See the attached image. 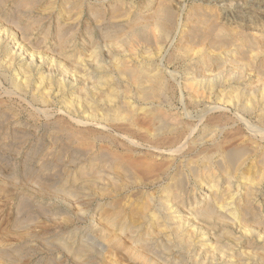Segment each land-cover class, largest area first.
<instances>
[{"label":"rangeland","instance_id":"rangeland-1","mask_svg":"<svg viewBox=\"0 0 264 264\" xmlns=\"http://www.w3.org/2000/svg\"><path fill=\"white\" fill-rule=\"evenodd\" d=\"M21 1L24 0H8V1L0 0V8H1L0 10V38H1L0 46L1 47L0 48L7 47L4 48V50L0 49L1 52L0 62L3 61L0 66H3L9 60L8 59L9 57L7 58L6 54L8 55L9 53L8 56H11L10 60L4 65V67H0L2 68L0 69V108L3 107L2 109H0L1 110L0 112H3L4 110V112L1 113L0 115L2 116V118L0 117V122H1L0 124L3 127V128L0 127L1 129L0 185L2 183L3 177L10 178V176L16 174L15 175L16 178L21 177L20 179H23L22 177L28 175V173L30 172L29 175L35 174L34 179L38 180V184H39L38 186L40 187H48V184L50 186H53V184L56 185V183L59 184L60 182H64V180L65 182H67L68 180V182L70 181V183L73 184H77V183L80 185L84 183H85L84 185L88 184L90 186L89 188L93 190L90 191V189L86 187L85 188L86 191H84L85 193L82 194L81 199H79L80 201L77 200V202L75 201L73 202L72 200L68 201L64 199H57V200H54V198L50 199V195L48 196V194H46L45 192L46 190L43 191L45 192L43 195L42 193L38 195V198L35 197L37 194H32V192L31 193L29 192L30 194L27 197L25 195L20 196L18 195L20 193V190L18 189L12 190V188L10 195L9 194L4 195L2 192H0V206H1L0 207V264H113L112 262L110 263L109 259L105 260L103 258V252L105 247L101 240V230H100L101 228L97 225V222H95L94 224L93 220H95L96 217L99 216L100 211H103V208L106 209L107 207H109V209H111V207L116 206L117 203L118 205L120 204L121 201H118L117 194L115 193L118 190L117 187H121L120 189H122L127 184L129 185L133 182L131 180H128V177L126 176L127 175L126 172L124 171L125 172L124 173L121 168L115 169L117 167L116 165L118 163L125 164L126 162V166H127L130 163L136 162V160L137 162H140L139 160H141V162H143L144 164V162H146L147 160L148 163H155L156 166L157 165L160 166L161 164L169 163L170 160L168 161V159H170L169 156L171 154L178 155V153L179 154L182 153L180 154V156L179 155L177 156L180 158V159L178 158L179 159L178 165H180L181 163L182 165H184L185 163L184 166L188 165V161L186 160L194 159L195 156L191 155L190 156L191 158L186 157L184 159L183 154L186 151L185 149H187L186 145L188 144V142L190 143L191 141H193V139L198 138V133H199L198 131H200V127H202L201 125L204 124L205 121H208L210 118H212V116L213 118H217L216 116L218 117L220 116L224 118V116L226 115L225 119H229V124L226 126L224 125V127H222L223 125L218 127L217 130L214 131L215 132L214 135L213 133H211L212 136L210 135V137L209 136L205 137L207 143L204 140L203 143L205 144L203 145L201 144L199 146L198 150L200 152L201 151L203 152H201L200 158L199 156H197L196 159L201 160V156L203 158L204 157L203 155H206L208 151H211L210 148L212 149L213 147L211 144L214 145V143L219 141L218 139L221 138L220 141H222L223 139H225V137L233 134H237L238 135L237 137H241V136H246V137L243 138L241 137L242 139H240L239 141L235 140L234 142L228 144V146L227 144H225L226 146H224V149L227 150L228 152L231 151L236 152L235 150L238 149L243 150L244 144L241 142V140H246L247 136L254 137V140L258 141L261 144V148H263V152H264V138H263L264 123H261V121L258 118H256L255 114L252 117V115H248L241 112L239 108L235 109L230 107L227 103V101L235 97V94L236 96L238 95L242 101H246V99H249V97L251 96L253 90L256 91L258 97L259 96L262 97V95L264 96V92H263L264 91V0H254L255 2L253 0H167L166 2L168 3L167 5L168 6L170 5L169 7L172 9L173 13H175L174 24H173L174 27H172V29L168 32L169 34L162 33L161 35L158 33L160 31L157 32L158 29L155 27L154 18L155 15H157L161 11L162 3L163 1L165 3L166 0H84L82 1L83 7L86 6L85 7L86 9L83 8V11L80 13L74 10L72 11L71 7H70L71 9H69L68 7L69 4L68 6H66L67 3L71 0H67V1L65 0L66 3L64 2V0H41L42 3L39 2L40 0H37L35 1L36 4L34 3L29 5L27 3L24 4V6L23 5L20 6ZM52 5L54 6L56 5V6L53 8ZM60 5L66 7V10L67 8L69 9L68 11L65 12H70V11L72 12L70 13L64 12L63 14L61 13V11L58 12ZM27 9L28 11L29 10L30 11L28 12ZM23 11H25V13ZM72 13L74 14V16H72L73 15ZM111 13H113V15ZM61 14L64 15L65 17L62 16ZM79 14L81 16V17L79 16L80 18L78 17ZM194 14L195 16L193 17ZM99 19H101L102 21H100ZM205 22L208 24H206ZM196 26H198L199 28L201 27V29H203L204 31L212 30L216 34L219 32L217 38L222 37L224 39L226 38L227 40L229 38L228 41L230 42L229 46L231 48L228 46L227 48L224 49L223 46L222 47L215 46L213 43H209V41L200 39L199 37L196 36L195 39H193L192 41L195 43V44L193 43L192 45V47L195 45L193 47L192 55L187 54L189 57L187 56L186 58V53L183 51L182 48L184 46H187L186 45L187 42L185 43V41L188 40L187 37L190 34V31L193 32L195 29H198V27L196 28ZM213 27L215 29H212ZM137 31L143 34L144 37L149 36L146 40H143V42L144 41L146 42L144 43L139 42L140 44L139 43L137 44L136 42L137 40L135 41L136 43H134V40L132 41L133 38L132 36ZM66 35L67 36L70 35V37L73 39L70 38L69 40H67V38L69 37L65 39ZM62 41L63 43H65V45L62 43ZM126 41L129 43H127ZM147 42H149V44ZM15 43L17 44V46L19 45L24 46L23 47L24 51L21 50L22 48L21 46H19L20 48L19 47L17 48ZM97 44H98V48H97ZM66 45L70 47L67 46L68 48L67 47L65 48ZM253 45L255 48L253 47ZM212 46L214 49L212 48ZM99 47L101 50H99ZM135 47H137L136 50ZM15 48H17L18 51ZM27 49L29 50V52ZM97 50H99V52L101 51L102 53H97ZM198 51H200L201 54H199ZM18 52H20L21 54L20 53L18 54ZM23 52L26 55H23L24 54ZM150 52L153 54H151ZM196 52L198 54L197 55L195 54L194 56L193 54ZM32 53L34 54L32 55ZM99 54L102 57H104V59H101V56H99ZM14 56L16 57L17 60L14 59L15 58ZM141 56L143 57L141 58ZM245 57H247V59ZM242 58H245L243 59L245 62L242 60ZM12 59H14L15 61L14 60L13 61L16 63L11 61ZM99 59H101L102 61L100 62ZM81 60H85V61L82 62ZM10 61L13 62L11 63L12 65H15L13 66L14 68L10 66ZM77 61L78 63L80 62L79 64L84 63L87 65L84 64L78 65L76 64ZM139 61L142 63H140ZM146 61L147 62L149 61L148 65H145L147 63ZM248 61L249 63L251 62L250 65H247ZM30 62L31 64H29ZM124 62L127 64H125ZM22 63L23 64L26 63L27 65L24 64L25 65L24 67ZM74 63L75 66H72L74 65ZM104 63L107 64L105 65ZM98 64L101 66H99ZM121 64H124V66L128 65L126 66L128 69L139 67V65H141V67L147 66L150 75H158L157 73H159L162 76H164L163 83L164 82L165 83L162 84V90H161L162 92L158 95L159 97L156 96L155 99H152L150 101L151 103L153 102L152 104L149 101H145L147 103H145L144 101H140V99L137 97L138 95L136 94V89H134L135 87L129 84L128 76L125 75V73H123L122 76V74L120 73L119 70ZM6 65L7 67L8 66L9 67L7 68ZM77 65L81 67H78ZM107 65L108 66L111 65V66L108 67ZM116 65L118 70L116 68ZM94 66H96L97 68L102 67L103 69H105L108 72V75L106 77H110L112 75L111 77L113 79L116 78L120 80L119 86L123 87L122 90V88L118 86L117 84L118 81L116 79L113 80L111 77L110 79L103 77L102 80L104 79L105 84H103L104 86L102 85V88L103 87L105 88L106 86L105 89L103 88V90H105L107 93L106 96L108 95V93L112 91L111 89H113V91L115 90L114 92H116V88H118V90L121 89L122 92L120 90L119 92L123 93L124 96L126 95L125 98L131 100L130 101L127 99V101L128 102L130 101L131 103L133 102L132 104L134 106L137 105H138L137 107L143 106L142 108H146V107L148 108V106L149 107L156 106L158 108V106L161 105L162 108H158V109L162 110V112L169 114L171 118H173L174 116L175 119L178 120L180 119L188 126L190 125L191 128L194 127L192 128L193 129L192 135L190 134V136H188L187 139L183 141L184 144L182 142L180 145L177 146L178 149L179 147L182 148L185 145L184 148H182V150L179 151L178 153H172L170 150L157 151L151 149V147H148L147 145L144 144L143 145L145 147L141 146L142 143L139 142L140 143L139 145V143H137L138 142L137 140L127 139L122 133H120L119 129L114 124H110L106 122L107 120L101 117L103 116L102 111H100L99 113L101 114L98 115L99 122L98 119L97 121L93 122L94 120L90 118L91 117V115L89 114L90 112H87L86 114L79 112V114L76 113V116L74 115V113L69 114L68 110H70L71 108L70 103L72 101L74 103L75 102L77 103L78 100L80 101L79 97L83 94L82 92H85V90L89 89L93 92L95 91V93L97 92L96 99L99 100L98 92L100 93V91L97 88L95 89V87L99 88L100 85L95 84V81L98 79L97 78L98 75L100 77L101 72H99L100 70H97V68ZM111 67H113V70ZM77 68L79 69V73L78 71L74 73L75 69L78 70ZM114 68L116 69L114 70ZM32 69L35 71H33ZM81 69H83L84 73H82ZM11 70L13 73L11 72ZM62 71L65 72H63L62 74ZM39 72L41 75L37 74ZM29 73H30L29 77L32 80H33L32 76L35 75L33 81L34 84L37 80H39L40 77L41 80L42 78L47 79V83L45 81L47 85L43 83L41 86L43 89L49 88L50 83L51 84L55 83L52 88L53 90H51V92L55 90L54 92L51 93L52 96L50 98L51 104L49 105L51 108L45 105L42 101H38L37 102L38 105H37V103L33 99L30 100L31 98H33L31 96H33L35 91L32 92L30 90L28 94L19 95L20 93L16 91L15 87H13L14 82L16 80L15 77L16 78L18 77V80L19 78L23 80L22 78L25 75L28 76ZM42 74L43 75L45 74L47 76L44 75L43 77ZM51 74L53 75V77H51L52 76ZM196 74H198L197 77ZM48 76H50L51 78ZM63 76L67 78L65 79V77ZM92 76L94 78L96 76V78L93 79ZM78 77L80 79H78ZM57 79H59V81ZM86 79L89 80V83L88 80ZM41 80L37 81L38 83L36 82V85H40ZM48 80L50 81V83ZM51 80L53 81L51 82ZM108 81L110 84L108 83ZM208 81H211V83ZM9 82L12 83L13 86ZM58 82L59 84L62 82L61 84H63L64 89L61 88L60 86L58 89V86H56V83L58 85ZM213 82L215 85L213 84ZM89 85H91V87L93 86L92 89L90 88ZM190 85L194 87H196L197 85L196 89L200 91L197 92L196 94L191 92L190 89H188ZM209 85L211 87L213 86L214 89H212ZM128 86L129 89L127 90ZM85 87L87 89L84 90ZM65 89L67 92L65 91ZM196 89L194 91H197ZM14 90L15 92H13ZM77 92L80 94H78ZM236 92L239 93L237 94ZM246 92L249 93L247 94ZM260 92L263 94L261 95ZM68 93L70 94L68 95ZM12 94H14L13 95L14 97L12 96ZM192 95L195 96L197 95V96L195 97ZM61 96L63 97V99ZM189 96L192 98H190ZM11 97L12 99H10ZM18 98L20 100H18ZM66 99L70 101V103L69 102L67 103ZM115 99L116 98H112L111 103L106 101L105 106L104 105L103 106L106 107V105L108 104L109 106L107 105V107L109 108L107 109L113 110V108L117 106L116 104H118V98L116 100ZM192 99H194L193 104H192ZM52 100H53V104H52ZM28 101H30L31 103ZM33 101L35 104H33ZM56 101L57 103H55ZM113 102L116 104H114ZM104 103L105 102H103L102 104ZM52 105L54 107H52ZM11 106L14 107V108L12 107L11 109L12 111L10 110ZM15 110L19 111L17 112L19 113V115L20 114L22 115L21 116L17 115ZM45 111L47 112L44 113ZM32 112H34L33 119L34 120L36 119L34 122L33 120H31V118L33 117L31 116ZM15 114L17 116L16 118L14 117ZM170 114L173 115L171 116ZM209 114L211 115V117L209 116ZM46 115L48 118L46 117ZM73 115L75 117H72ZM82 115H84V117ZM30 116L31 118H29ZM79 116L82 117V119ZM100 117L104 121H102ZM206 117L207 118L210 117V118L206 119ZM86 118L88 119V121ZM3 121L5 123H2ZM193 124L195 125L192 126ZM55 127H57V129ZM63 127L65 129H63ZM227 127H229L230 129ZM82 131L87 132V133L83 132L85 133L84 134L85 136H83ZM94 131H97L96 132L97 134L94 133ZM58 132L59 135L57 134L58 135L57 136L56 133ZM90 132L93 133V136H91L92 133ZM88 134L90 135V139L88 138ZM216 134H218L219 136L218 135L215 136ZM249 134L252 135L249 136ZM54 135L57 137L55 138ZM102 135L105 136V139L104 136ZM99 136L100 137L102 136L103 138L101 137L99 139ZM108 136H110V138ZM117 136H119L120 138ZM192 136H194V138ZM84 137L87 138L84 139ZM92 137L93 140H95L98 143H96L95 141H94L95 143L92 142L93 141ZM111 137H113L112 139L115 140H111ZM96 138L98 139L96 140ZM212 138H215L216 140L214 143L212 141ZM260 138H262L263 140ZM106 139L108 141V142L106 141L108 144L105 143ZM116 139H119V141ZM85 141H87V143ZM124 143L128 145L126 146L124 145ZM136 143L138 145H136ZM88 144L91 146H89ZM106 144L107 145L111 144L110 145L111 147L107 146ZM116 144L117 145L119 144V146H117ZM130 144H132L131 145L132 147H136L140 151V152L138 151V153L137 152L134 153V156H136L137 154V156L134 158L135 160H132L133 156L131 155H128L130 157L127 159L126 147L130 146ZM66 145L70 148L66 147ZM73 145L76 146L77 148L74 147ZM120 145L121 147H123L124 145L123 148L125 149L121 148ZM253 147L256 146L254 145ZM136 148H134V150ZM204 150H206L205 153ZM123 152H125V154ZM150 152L151 154H153V156L160 155V152L161 153L165 152L167 154H165L164 157H167L168 159L167 158L164 159V157H157V158L155 157L156 159L154 157L153 158L150 156L148 157L147 155L148 154L150 155ZM115 158H117V160ZM214 158H215L214 160L216 161L214 162L217 165L221 164L222 161L220 160V157L218 155H215ZM129 159L131 161H129ZM262 159H263V155L256 158L255 161L257 160L260 161ZM127 160L129 161V163L127 162ZM184 160L185 162H183ZM148 163L145 164L146 165L145 167H148L147 166ZM186 169L189 171L188 167ZM186 169L183 168L185 174L188 175V171ZM144 170H145V174L143 171L139 176L140 181L143 178L149 179L150 175L151 178L153 176H156L158 174L157 171H159V168L156 167V169L153 171L152 169L151 171L146 169ZM6 172L9 173L6 174ZM146 176L148 178H146ZM207 177H205L203 180L206 182L203 185H200L201 183H197L194 180V177L190 175L187 178V181L190 179L189 183L187 182L189 186L187 184L186 186L188 187L187 189L189 190V194H191V198H189L188 201L186 202L187 204H185V208L183 210L185 213L183 215H179L175 213V208L172 210V212L175 213L173 215V218L183 217L182 222L187 220L192 221L190 225L188 224L185 225L184 234L187 239H189L190 236H193V233L196 232V235H194L193 238L194 240L197 238L194 243L195 249L193 250L194 251L193 254L195 255L194 263L191 264H264V180L259 181L260 175H257L256 178L257 180L255 179L256 181H254L251 185H248V183H250L249 182L250 178L249 176H247V174L245 175V177H248V181L247 179L245 180V179H236V178H231L230 180H226L224 178L218 177L222 179L220 182H216V181L212 182V179L210 177L209 178ZM91 179L92 181H90ZM39 180L41 183H39ZM3 181H5L4 178ZM47 182L49 183L47 184ZM163 182L167 183L169 181L168 179H166ZM42 183H44V185L41 186ZM93 185L95 186L94 188ZM212 186H214L213 191H216L219 194H221L224 197V199L228 200L227 203L228 204L230 203L231 205L229 206V208L226 207L224 210L223 209L220 210L221 215H223L225 218L221 220L218 219L215 220L217 223L215 222L216 224L214 226L212 225V227H210V225L204 224L203 227L205 226L204 227L205 231L204 230L198 231L197 229H194L193 223H197L199 213L200 214L203 213L206 210V206L212 201L211 200L212 194H210L211 191L210 187ZM150 191L153 192V189H150ZM1 196L3 198H1ZM6 197L7 198L9 197L10 199L9 198L7 199ZM27 199L30 200V202ZM230 200H232L233 202ZM25 201L28 203H26ZM34 201L37 202L34 203ZM38 202L40 203L41 206L42 205L43 206L47 205V206L45 208L42 206L43 207L42 208L41 206H39ZM50 203L52 206L50 205ZM234 203H236L241 207L242 206L246 207L247 205L246 209L248 210H246V212L243 213V217L249 219V221L245 225L243 223H240L241 217H237V216L235 217L234 215H231L233 213L232 211L230 212V209L234 207ZM30 206L31 207L34 206V207L31 209ZM49 209L51 210V212L52 211L53 212L51 213ZM35 211L36 212L41 211V212L36 213ZM95 215L97 216L95 217ZM67 218L71 220L70 221L71 223L69 222L70 224L67 223ZM191 225L192 227H190ZM59 232L61 234L59 235L61 236L60 238L63 239L67 238L69 232H72L74 238H71L70 241L73 243V245L77 247L79 244H82L90 248L91 251L94 253L95 260L89 261L86 259V257H76L75 255H73L72 252H69L70 253L69 254L66 249H64L63 247L61 248V244L59 243V240H57V238L55 240L56 237L55 235L59 234ZM118 258L119 257H116L115 259Z\"/></svg>","mask_w":264,"mask_h":264},{"label":"bare ground","instance_id":"bare-ground-1","mask_svg":"<svg viewBox=\"0 0 264 264\" xmlns=\"http://www.w3.org/2000/svg\"><path fill=\"white\" fill-rule=\"evenodd\" d=\"M3 1V0H2ZM8 1V0H7ZM35 1L37 0H24V1H21L20 2V6H24V4H34ZM67 1V0H66ZM84 0H71L67 3L66 6H68L69 4V9L72 8V11H77L78 13L82 12L83 11V2ZM254 1V0H253ZM41 2V0L39 1ZM65 2V0H64ZM167 0L163 1L162 3V9L161 11L155 15V27L158 29V32L160 35L162 33H168L173 26L174 24V14L172 9L167 5L168 3H166ZM169 2V1H168ZM255 2V1H254ZM38 3V2H37ZM42 3V2H41ZM39 3V4H41ZM50 3V2H49ZM62 3V2H61ZM66 3V2H65ZM259 3V2H258ZM261 3V2H260ZM36 4V3H35ZM63 4V3H62ZM5 5V4H4ZM3 5V6H4ZM46 5V4H45ZM85 5V4H84ZM256 5V4H255ZM28 6V5H27ZM32 6V5H31ZM34 6V5H33ZM56 6V5H55ZM54 5H52V7L54 8L55 7ZM254 6V5H253ZM5 7V6H4ZM29 7V6H28ZM39 7V6H38ZM71 7V8H70ZM36 8V7H35ZM118 8V7H117ZM51 9V8H50ZM67 8L66 10V7L60 5L59 7V11H61V13L63 14L65 11H68L69 10ZM86 9V8H85ZM1 10V8H0ZM35 10V9H34ZM53 10V9H52ZM51 10V11H52ZM55 10V9H54ZM118 10V9H117ZM197 10V9H196ZM200 10V9H199ZM206 10V9H205ZM245 10V9H243ZM248 10V9H247ZM22 11V9H21ZM20 11V12H21ZM28 11V9H27ZM30 11V10H29ZM28 11V12H29ZM70 11V12H72ZM98 11V10H97ZM25 13V11H23ZM50 12V11H49ZM57 12V11H55ZM70 12H65V13H70ZM95 12V11H94ZM93 12V13H94ZM112 12V11H111ZM117 12V11H116ZM195 12V11H194ZM2 13V12H1ZM27 13V12H26ZM17 14V13H16ZM28 14V13H27ZM26 14V15H27ZM42 14V13H41ZM61 14V15H62ZM73 14V13H72ZM77 14V13H76ZM96 14V13H95ZM113 15V13H111ZM119 14V13H118ZM24 15V14H23ZM68 15V14H67ZM83 15V13H82ZM111 15V16H112ZM249 15V14H248ZM14 16V15H13ZM22 16V15H21ZM64 16V15H62ZM74 16V14L72 15ZM77 16V15H76ZM80 16V14L78 15V17ZM99 16V15H98ZM195 16V14L193 15V17ZM200 16V15H199ZM65 17V16H64ZM67 17V16H66ZM69 17V16H68ZM81 17V16H80ZM79 17V18H80ZM19 18V16H18ZM78 18V20H79ZM103 18V17H102ZM207 18V17H206ZM22 19V18H21ZM61 19V17H60ZM96 19V18H95ZM116 19V18H115ZM187 19V18H186ZM194 19V18H193ZM100 21H102L101 19H99ZM30 21V20H29ZM43 21V20H42ZM76 21V20H75ZM96 21V20H95ZM110 21V20H108ZM113 21V20H112ZM208 21V20H207ZM99 22V21H98ZM206 23V22H205ZM25 24V23H24ZM97 24V22H96ZM99 24V23H98ZM152 24V23H151ZM208 24V23H206ZM21 25V24H20ZM205 25V24H204ZM42 26V25H41ZM151 26V25H150ZM203 26V25H202ZM40 27V26H39ZM138 27V26H137ZM198 26H196L197 28ZM134 28V27H133ZM132 28V29H133ZM211 28V27H210ZM142 29V28H141ZM195 29V27H194ZM208 29V28H206ZM212 29H215L214 27ZM66 30V29H65ZM147 30V29H146ZM156 30V29H155ZM229 30V29H228ZM134 31V30H133ZM148 31V30H147ZM69 32V31H68ZM223 32V31H222ZM70 33V32H69ZM72 33V32H71ZM145 33V32H144ZM219 33V32H218ZM218 33L216 34L215 32H213L212 30L209 31V30H203L201 29V27L198 29H195L193 32L190 31V34L188 35L187 37V41H185V43L187 42V46H184L182 49L183 51L186 53V58H187V54H191L192 55V52H193V39H195V37H199L200 39H203V40H206V41H209V43H213L215 46H219V47H224L227 48L229 45H230V42L225 38H222V37H219L217 38V35ZM74 34V33H73ZM99 34V33H98ZM132 34V32H131ZM169 34V33H168ZM167 34V35H168ZM184 34V33H183ZM233 34V33H232ZM64 35V34H63ZM71 35V34H70ZM67 36L65 37V39L67 37V40H69L71 37ZM122 35V34H121ZM165 35V34H164ZM186 35V33H185ZM226 35V33H225ZM72 36V35H71ZM221 36V35H220ZM75 37V36H74ZM115 37V36H114ZM132 41L134 40V43L137 42V44L139 42H143V40H146L148 37H144L143 34H141L140 32H135L132 36ZM152 37V35H151ZM159 37V36H158ZM238 37V36H236ZM44 38V37H43ZM62 38V37H61ZM64 38V36H63ZM129 38V37H128ZM167 38V37H166ZM246 38V37H245ZM1 39V38H0ZM73 39V38H71ZM127 39V38H126ZM131 39V38H130ZM139 39V40H138ZM157 39V38H156ZM159 39V38H158ZM169 39V38H168ZM183 39V38H182ZM199 39V41H200ZM64 40V39H63ZM105 40V39H104ZM128 40V39H127ZM137 40V41H136ZM198 40V39H197ZM136 41V42H135ZM246 41V40H245ZM45 42V41H44ZM65 42V41H64ZM127 42V41H126ZM146 42V41H144ZM143 42V43H144ZM236 42V41H235ZM248 42V41H247ZM246 42V43H247ZM252 42V41H251ZM63 43V41H62ZM61 43V44H62ZM118 43V42H117ZM129 43V42H127ZM149 44V42H147ZM184 43V44H185ZM16 44V43H15ZM20 44V43H19ZM65 45V43H63ZM62 44V45H63ZM74 44V43H73ZM102 44V43H100ZM126 44V43H125ZM140 44V43H139ZM155 44H156V41H155ZM195 44V43H194ZM205 44V43H204ZM217 44V45H216ZM1 45V44H0ZM70 45V44H69ZM113 45V44H112ZM121 45V44H120ZM119 45V46H120ZM130 45V44H129ZM136 45V44H135ZM147 45V44H146ZM151 45V44H150ZM159 45V44H158ZM210 45V44H209ZM213 45V46H214ZM232 45V44H231ZM239 45V44H238ZM17 46V44H16ZM21 46V45H19ZM17 46V48L19 47ZM68 45L65 46V48L67 47ZM140 46V45H139ZM164 46V45H163ZM212 46V48H213ZM245 46V45H244ZM249 46V45H248ZM1 47V46H0ZM4 47V46H2ZM21 50L24 51L23 47L24 46H21ZM58 47V46H57ZM70 47V46H68ZM67 47V48H68ZM87 47V46H86ZM101 47V46H100ZM99 47V50H101ZM217 47V48H219ZM230 47V46H229ZM247 47V45H246ZM254 47V45H253ZM258 47V46H257ZM4 48H7V47H4ZM4 48H0L1 50ZM15 48V49H17ZM20 48V47H19ZM76 48V47H75ZM97 48H98V44H97ZM102 48V47H101ZM116 48V47H115ZM134 48V47H133ZM137 47H135V50H136ZM159 48V47H158ZM157 48V49H158ZM204 48V47H203ZM231 48V47H230ZM255 48V47H254ZM263 48V47H262ZM9 49V48H8ZM74 49V48H73ZM125 49V48H124ZM139 49V48H138ZM156 49V50H157ZM160 49V48H159ZM196 49V47H195ZM207 49V48H206ZM214 49V48H213ZM245 49V48H244ZM253 49V48H252ZM10 50V49H9ZM28 50V49H27ZM67 50V49H65ZM63 50V51H65ZM99 50H97V53H102L101 51L99 52ZM120 50V49H119ZM132 50V49H131ZM162 50V49H161ZM209 50V49H208ZM211 50V49H210ZM219 50V49H218ZM18 51V49H17ZM26 51V50H25ZM77 51V50H76ZM82 51V50H81ZM128 51V50H127ZM140 51V50H139ZM158 51V50H157ZM181 51V50H180ZM204 51V50H203ZM226 51V50H225ZM247 51V50H246ZM253 51V50H252ZM3 52V51H2ZM16 52V51H15ZM29 52V50H28ZM67 52V51H65ZM72 52V51H71ZM118 52V51H117ZM156 52V51H155ZM1 53V52H0ZM5 53V52H4ZM13 53V52H12ZM20 52H18L19 54ZM24 53V52H23ZM59 53V52H58ZM70 53V52H68ZM84 53V52H83ZM93 53V52H92ZM151 53V52H150ZM199 54L200 51H198ZM197 52L194 53L193 55L195 56V54L197 55L198 54ZM222 53V52H221ZM21 54V53H20ZM34 53H32L33 55ZM73 54V53H71ZM109 54V53H108ZM129 54V53H128ZM127 54V55H128ZM137 54V53H136ZM153 54V53H151ZM157 54V53H156ZM181 54V53H180ZM246 54V53H244ZM257 54V53H256ZM3 55V54H2ZM5 55V54H4ZM9 55V53H8ZM7 56V58L10 60V57L11 56ZM17 55V54H16ZM23 55H26L25 53ZM68 55V54H67ZM70 55V54H69ZM93 55V54H92ZM184 55V54H183ZM22 56V55H21ZM66 56V55H65ZM86 56V55H85ZM99 56H101L99 54ZM176 56V55H175ZM193 56V57H194ZM255 56V55H254ZM12 57H13V54H12ZM15 57V56H14ZM23 57V56H22ZM35 57V55H34ZM90 57V56H89ZM95 57V56H94ZM130 57V56H129ZM136 57V56H135ZM143 56H141L142 58ZM145 57V56H144ZM152 57V56H151ZM150 57V59H151ZM154 57V56H153ZM184 57V56H182ZM189 57V56H188ZM212 57V56H210ZM230 57V56H229ZM256 57V56H255ZM5 58V56H4ZM6 58V59H7ZM72 58V57H71ZM82 58V57H81ZM80 58V59H81ZM106 58V57H105ZM115 58V57H114ZM122 58V57H121ZM149 58V57H148ZM247 59V57H245ZM245 58H242L245 59ZM5 59V60H6ZM16 59V57L14 58ZM14 59H12L11 61H13ZM97 59V58H96ZM101 59H104V57L101 56ZM99 59V61L101 62L102 60ZM144 59V58H143ZM149 59V60H150ZM168 59V58H167ZM174 59V58H173ZM8 60V61H9ZM17 60V59H16ZM32 60V59H31ZM35 60V59H34ZM117 60V59H116ZM115 60V61H116ZM131 60V59H130ZM141 60V59H140ZM181 60V59H180ZM203 60V58H202ZM214 60V59H213ZM226 60V59H225ZM250 60V59H249ZM7 61V60H6ZM7 61V62H8ZM10 61V66L13 67L15 65H12ZM19 61V60H18ZM33 61V60H32ZM31 61V62H32ZM70 61V60H69ZM68 61V62H69ZM80 61V60H79ZM82 62H84L85 60H81ZM91 61V60H90ZM98 61V60H97ZM125 61V60H124ZM128 61V60H127ZM133 61V60H132ZM244 61V60H243ZM251 61V60H250ZM3 62V61H2ZM2 62H0V65L2 64ZM6 62V63H7ZM23 62V61H22ZM31 62L29 64H31ZM34 62V61H33ZM32 62V63H33ZM81 62V63H82ZM140 62V61H139ZM147 62V61H146ZM149 62V61H148ZM148 62L145 64V65H148ZM173 62V61H172ZM205 62V61H204ZM235 62V61H234ZM245 62V61H244ZM5 63V64H6ZM16 63V62H14ZM21 63V62H19ZM27 63V62H26ZM24 63V64H26ZM40 63V62H39ZM42 63V62H41ZM80 63V62H79ZM78 61L76 64L78 65H82V64H79ZM121 63V62H120ZM119 63V64H120ZM125 63V62H124ZM132 63V62H130ZM142 63V62H140ZM171 63V62H170ZM249 63V61H248ZM247 65H250V63ZM255 63V62H254ZM4 64V65H5ZM22 63V65L25 67ZM28 64V63H27ZM26 64V65H27ZM72 64V63H71ZM100 64V63H99ZM98 64V65H99ZM105 64V63H104ZM107 64V63H106ZM105 64V65H106ZM110 64V63H109ZM116 64V62H115ZM127 64V63H125ZM150 64V63H149ZM245 64V63H244ZM3 66H0V67H4ZM8 65V64H7ZM6 65V67H7ZM20 65V64H19ZM77 65V66H78ZM84 65H87V64H84ZM112 65V64H111ZM109 65V66H111ZM144 65V64H143ZM253 65V64H252ZM58 66V65H57ZM61 66V65H60ZM72 66H75V63L74 65ZM71 66V67H72ZM101 66V65H99ZM102 66H103V63H102ZM108 66V65H107ZM108 66V67H109ZM128 66V65H126ZM126 66H124V64H121L120 66V73L122 74L123 76V73H125V75L128 76V80H129V84H131L133 87H135L134 89H136V94L138 95L137 97L140 99V101H151L152 99H155L156 96H158L162 91V84L163 83V77L161 74L157 73L158 75H150L149 73V69L147 68V66H142L139 65V67H135L133 69H128ZM136 66V65H135ZM138 66V65H137ZM256 66V65H255ZM9 67V66H8ZM7 67V68H8ZM21 67V66H20ZM66 67V66H64ZM78 67H81V66H78ZM96 67V66H94ZM93 67V68H94ZM115 67V66H113ZM113 67L112 70H113ZM130 67V66H129ZM133 67V66H132ZM157 67V66H156ZM14 68V67H13ZM16 68V67H15ZM23 68V67H22ZM62 68V67H60ZM70 68V67H69ZM76 68V67H75ZM83 68V67H82ZM97 68V67H96ZM116 68H117V65H116ZM114 68V70L116 69ZM188 68V67H187ZM245 68V67H244ZM2 69V68H0ZM18 69V68H17ZM24 69V68H23ZM71 69V68H70ZM78 69V68H77ZM201 69V68H200ZM249 69V68H248ZM6 70V68H5ZM3 70V71H5ZM14 70V69H13ZM20 70V69H19ZM18 70V71H19ZM30 70V68H29ZM28 70V71H29ZM33 70V69H32ZM67 70H68V67H67ZM66 70V71H67ZM97 70H100L99 72L100 73V77L98 75V79L95 81V84L97 85H100V87H95V89L97 88L100 93L98 92L99 94V100H97L96 98V93L95 91H91V90H85L87 89L86 87L84 88L85 92H82L83 94L79 97L80 98V101L78 100V102L74 103L73 101L70 103V101H67V103L69 102L70 105H71V108L70 110H68V113L69 114H72L74 113V115L76 116V113L79 114V112L81 113H87V112H90L89 114L91 115V119L94 120L93 122L97 121V119L99 118L98 115L101 114L99 113L100 111H102V115L101 117H103L105 120H107L106 122L110 123V124H114L120 131V133H122L127 139H134V140H137L138 142L137 143H142L141 146H144V145H147L148 147H151V149H154V150H157V151H165V150H170L172 153H178L179 151L182 150V148H184V146L182 148H178L177 149V146L180 145L183 141H185L187 139L188 136H190V134L192 135V131L194 127H190V125L188 126L186 123H184L183 121H181L180 119H175L174 116L173 118H171L169 116V114L165 113V112H162V110L158 109V108H162L161 105H157L158 108L156 106H152V107H149L148 108H142V107H137V106H134L130 101L129 102L127 101V99L125 98L124 94L121 93V89H119L121 92H119L118 88H116V92L113 91V89L111 88H108V89H111L112 91L110 93H108V95L106 96V91L103 90L102 88V85L105 84L104 82V79L102 80L103 77L105 78H109L110 77H106L108 75V72L103 69L102 67L101 68H97ZM102 70V71H101ZM111 70V71H112ZM118 70V68H117ZM116 70V71H117ZM9 71V69H8ZM26 71V72H28ZM35 71V70H33ZM31 71V72H33ZM39 71V70H38ZM37 71V72H38ZM78 71L79 73V69L76 70L75 69V72L76 73ZM82 73L83 72V69H81ZM80 71V73H81ZM86 71V70H85ZM159 71V70H158ZM12 72V70H11ZM24 72V73H26ZM63 72L65 71H62V74ZM73 72V70H72ZM98 72V71H97ZM113 72V71H112ZM210 72V70H209ZM13 73V72H12ZM68 73V72H66ZM88 73V72H87ZM119 73V72H118ZM18 74V73H17ZM20 74V73H19ZM32 74V73H31ZM35 74V73H34ZM37 74H40L37 73ZM96 74H99V73H96ZM152 74V73H151ZM207 74V73H206ZM263 74V73H262ZM7 75V74H6ZM12 75V74H11ZM15 75V74H14ZM25 75V74H24ZM41 75V74H40ZM43 75V74H42ZM45 75V74H44ZM43 75V77H44ZM50 75V74H48ZM52 75V74H51ZM65 75V74H64ZM77 75V74H76ZM86 75V74H85ZM93 75V74H92ZM189 75V74H188ZM193 75V74H192ZM13 76V75H12ZM16 76V75H15ZM30 76V73L29 75H25L21 80V78H19L18 80V77L13 80H15L14 82V86L12 85V83H10L13 87H15L16 91H18L20 94L19 95H25V94H28V92L31 90L32 92H34L33 98H31L30 100H34L36 103L38 101H42L45 105H47L48 107H50L49 105L51 104L50 102V98L52 97L51 96V93L54 92L51 90H53V85L55 84H51L50 81V87L49 88H46V89H43L41 86L43 83H47V79L45 78H42V80L39 78V80H41L40 82V85H36V82L39 81L37 80L35 82V84L33 83L34 81V76H32L33 80L29 77ZM47 76V75H45ZM87 76V75H86ZM198 76V74H196V77ZM209 76V75H208ZM207 76V77H208ZM215 76V75H214ZM5 77V75H4ZM21 77V76H20ZM50 77V76H48ZM53 77V75L51 76ZM50 77V78H51ZM62 77V75H61ZM65 77V76H63ZM93 77V76H92ZM200 77V76H199ZM219 77V76H218ZM14 78V77H12ZM49 78V79H50ZM67 77H65L66 79ZM82 78V77H81ZM89 78V77H88ZM96 78V76H95ZM93 77V79H95ZM112 78V77H111ZM215 78V77H214ZM5 79V78H4ZM8 79V78H7ZM11 79V78H10ZM36 79V78H35ZM78 79H80L78 77ZM113 79V78H112ZM116 79V78H114ZM113 79V80H114ZM166 79V78H165ZM217 79V78H216ZM6 80V79H5ZM59 81V79H57ZM74 80V79H73ZM88 80V79H86ZM91 80V78H90ZM107 80V79H106ZM117 81V84L119 86V81L118 79H116ZM218 80V79H217ZM11 81V80H10ZM19 81V82H18ZM53 80H51L52 82ZM63 81V79H62ZM194 81V80H193ZM199 81V80H198ZM216 81V80H215ZM7 82V81H5ZM13 82V81H12ZM55 82V81H54ZM91 82V81H90ZM115 82V83H116ZM203 82V81H202ZM211 83V81H208ZM38 83V82H37ZM45 83V84H46ZM48 83V84H49ZM62 83V82H61ZM59 84L58 82V85L56 83V86H58V89H59V86L61 88H63V84ZM64 83V82H63ZM88 83H89V80H88ZM94 83V82H92ZM109 83V81H108ZM114 83V84H115ZM229 83V82H228ZM9 84V85H10ZM94 84V85H95ZM110 84V83H109ZM191 84V83H190ZM199 84V83H198ZM207 84V83H206ZM214 84V82H213ZM221 84V83H220ZM47 85V84H46ZM96 85V86H97ZM124 85V84H123ZM128 85V84H127ZM200 85V84H199ZM202 85V84H201ZM215 85V84H214ZM44 86V85H43ZM90 88L92 89L91 85H89ZM104 86V85H103ZM110 86V85H108ZM116 86V85H115ZM165 86V85H163ZM210 86V85H209ZM12 87V88H13ZM55 87V86H54ZM65 87V86H64ZM70 87V86H68ZM67 87V88H68ZM121 87V86H119ZM211 87V86H210ZM57 88V87H56ZM66 88V87H65ZM106 88V86H105ZM104 88V89H105ZM122 90H123V87H121ZM125 88V87H124ZM166 88V87H164ZM184 88V87H183ZM197 85L196 87L190 85L188 89H190L191 92L193 93H197L199 92L197 89ZM199 88V87H198ZM212 89L213 86L211 87ZM230 88V87H229ZM254 88V87H253ZM14 89V88H13ZM64 89V88H63ZM76 89V88H75ZM94 89V88H93ZM129 89V86L127 87V90ZM132 89V88H131ZM187 89V88H186ZM197 90V91H194V90ZM247 89V88H246ZM61 90V89H60ZM73 90V89H71ZM193 90V91H192ZM223 90V89H222ZM244 90V89H243ZM263 90V89H262ZM261 90V91H262ZM59 91V90H58ZM66 91V89H65ZM105 91V92H104ZM110 91V90H109ZM125 91V90H124ZM165 91V89H164ZM214 91V90H213ZM212 91V92H213ZM227 91V90H226ZM246 91V90H245ZM259 91V90H257ZM10 92V91H9ZM15 92V90L13 91ZM67 92V91H66ZM65 92V93H66ZM128 92V91H126ZM169 92V91H168ZM207 92V91H206ZM240 92V91H239ZM238 92V93H239ZM264 92V91H263ZM64 93V92H62ZM78 93V92H77ZM125 93V92H124ZM134 93V92H133ZM190 93V92H189ZM201 93V92H200ZM203 93V92H202ZM231 93V92H230ZM237 93V92H236ZM237 93V94H238ZM242 93V91H241ZM240 93V94H241ZM247 93V92H246ZM249 93V92H248ZM247 93V94H248ZM59 94V93H57ZM70 93H68L69 95ZM72 94V93H71ZM76 94V92H75ZM80 94V93H78ZM163 94V93H162ZM223 94V93H222ZM244 94V93H243ZM246 94V95H247ZM251 94V93H250ZM249 94V95H250ZM260 94L262 95L263 93L260 92ZM8 95V94H6ZM14 94H12L13 96ZM64 95V94H63ZM67 95V94H66ZM130 95V94H129ZM198 95V94H197ZM196 95V96H197ZM208 95V94H207ZM245 95V94H244ZM55 96H56V93H55ZM54 96V97H55ZM71 96V95H70ZM76 96V95H75ZM136 96V95H134ZM192 96H195V95H192ZM195 96V97H196ZM199 96V95H198ZM232 96V95H231ZM234 96V95H233ZM238 96V95H237ZM236 94H235V97L233 99H230L229 101H227L228 105L232 108H239L241 110V112L245 113V114H248V115H253L255 114L256 115V118H258L261 123H264V96L262 95V97H258L257 94H256V91H252V94L251 96L249 97V99H246V101H242L239 96L237 97ZM6 97V96H5ZM14 97V96H13ZM16 97V96H15ZM62 97V96H61ZM106 97V98H105ZM129 97V96H128ZM159 97V96H158ZM161 97V95H160ZM164 97V96H162ZM190 97V96H189ZM188 97V98H189ZM201 97V96H200ZM206 97V96H205ZM241 97V96H240ZM27 98V97H26ZM25 98V99H26ZM112 98H118V104H116L117 106H115L113 108V110H110V109H107L109 107H104L105 104H106V101L107 102H112ZM134 98V97H133ZM137 98V99H138ZM192 98V97H190ZM194 98V97H193ZM198 98V97H197ZM196 98V99H197ZM243 98V97H242ZM12 99V97L10 98ZM14 99V98H13ZM63 99V97H62ZM73 99V98H72ZM71 99V100H72ZM77 99V98H76ZM74 99V100H76ZM115 99V100H116ZM136 99V98H135ZM222 99V98H221ZM5 100V99H4ZM9 100V98H8ZM18 100H20L18 98ZM29 100V99H28ZM61 100V99H60ZM158 100V98H157ZM190 100V99H189ZM193 100L192 99V104H193ZM204 100V99H202ZM201 100V101H202ZM244 100V99H243ZM22 101V100H21ZM24 101V100H23ZM33 101V104H35ZM135 101V100H134ZM139 101V100H138ZM155 101V100H153ZM200 101V100H199ZM6 102V101H5ZM14 102V101H13ZM30 102V101H28ZM61 102V101H60ZM103 102H105L104 104H102ZM117 102V101H116ZM166 102V101H165ZM195 102V101H194ZM7 103V102H6ZM10 103V101H9ZM8 103V104H9ZM19 103V102H18ZM31 103V102H30ZM57 103V101L55 102ZM54 103V104H55ZM63 103V102H62ZM136 103V102H135ZM140 103V102H139ZM142 103V102H141ZM147 103V102H145ZM151 103V102H150ZM153 103V102H152ZM151 103V104H152ZM156 103V102H155ZM200 103V102H199ZM32 104V105H33ZM52 104H53V100H52ZM65 104V103H64ZM161 104V103H160ZM165 104V103H164ZM191 104V105H192ZM198 104V103H197ZM7 105V104H6ZM25 105V104H23ZM38 105V103H37ZM36 105V106H37ZM62 105V104H61ZM69 105V104H67ZM104 105V106H103ZM136 105V104H135ZM190 105V106H191ZM200 105V104H199ZM225 105V104H224ZM227 105V104H226ZM9 106V105H8ZM28 106V105H27ZM40 106V105H39ZM38 106V107H39ZM56 106V105H55ZM109 106V105H108ZM163 106V105H162ZM165 106V105H164ZM194 106H195V103H194ZM13 106H11L10 110L12 109ZM22 107V106H20ZM52 107H54L52 105ZM110 107H111V104H110ZM167 107V106H166ZM192 107V106H191ZM197 107V106H196ZM227 107V106H226ZM3 108V107H2ZM0 108V109H2ZM9 108V107H8ZM14 108V107H13ZM24 108V107H23ZM44 108V107H43ZM47 108V107H46ZM51 108V107H50ZM68 108V109H69ZM216 108V107H214ZM6 109V107H5ZM22 109V108H21ZM30 109V108H29ZM28 109V110H29ZM63 109V108H61ZM165 109V107H164ZM8 110V109H7ZM20 110V109H19ZM27 110V109H26ZM25 110V111H26ZM34 110V109H33ZM46 110V109H45ZM65 110V109H64ZM67 110V109H66ZM169 110V109H168ZM167 110V111H168ZM238 110V109H237ZM236 110V112H237ZM1 111V110H0ZM12 111V110H11ZM16 111V110H15ZM24 111V110H22ZM32 111V110H31ZM166 111V112H167ZM4 112V110H3ZM3 112H0V115L1 113ZM19 111H16V114L19 115V113H17ZM47 111H45L44 113H46ZM170 112V111H169ZM168 112V113H169ZM208 112V111H207ZM235 112V111H234ZM6 113V112H5ZM15 113V112H14ZM21 113V112H20ZM30 113V112H29ZM29 113H28V116H29ZM33 113L32 112L31 116H33ZM37 113V112H36ZM67 113V111H66ZM95 113H98V114H95ZM140 113V115H139ZM15 114V118L17 117ZM38 114V113H37ZM14 115V114H13ZM22 114H20L19 116H21ZM72 116V117H75V116ZM88 115V114H87ZM171 115V114H170ZM173 115V114H172ZM171 115V116H172ZM208 115V114H207ZM246 115V116H248ZM4 116V115H3ZM31 116L29 118H31ZM36 116V114H35ZM84 117V115H82ZM89 116V115H88ZM176 116V115H175ZM206 116V115H205ZM209 116L211 117V115L209 114ZM2 118V116H0ZM47 117V115H46ZM80 117V116H79ZM100 117V118H101ZM209 117V118H210ZM217 118H207L206 119H209L208 121H205L204 124H202L200 127V131H198V138L196 139H193V141H191L190 143L188 142V144L186 145V148L185 149V153L183 154V157L184 159L186 157H189L191 158L190 156L193 155L195 156L194 159H189V160H186L188 161V165L184 166L182 165L181 163L180 165H178V160L180 159L179 157H177L178 155L180 156V154L182 153H178V155H170L169 153V158L168 159L167 157H164L165 154L167 153H161L160 152V155H157V156H153V154H151L150 152V155L148 154L147 156L149 157H164L168 159L169 163L167 164H161L160 166L157 165L155 163H148L147 160L146 162L148 163V167H145L147 164L146 162H141V160H139L140 162H133V163H130L129 165L126 166V162L125 164H122V163H118L116 166L115 169H122V171L126 172V176L128 177V180H131L133 181L131 184H127L125 187H123L122 189H120L121 187H117L118 190L117 192H114L117 194V199L118 201H121L120 204L115 205H112L114 207H111V209H109V207H107L106 209L103 208V211H100V214L98 217H96L97 215H95L96 219L93 220V223L95 224V222H97V225L101 228V240L103 242V245H104V252H103V258L105 260H108L110 261V263L112 262L113 264L116 263V264H191V263H194V254H193V250L195 249V241L196 239L194 240V235H196V232L193 233V236H190L189 239L186 238L184 232H185V225L188 224L190 225L192 223V221L190 220H187V221H184L182 222V219L183 217H178V218H173V215L175 213L179 214V215H183L185 212L183 211L184 208H185V204H187L186 202L188 201L189 198H191V194H189V190L187 189L188 187L186 186L187 182L189 183V180L187 181V178L191 175L192 177H194V180L197 182V183H201L200 185H203L206 181H203L205 177L209 176L211 179H212V182L216 181V182H220L222 179L221 178H224L226 180H230L231 178H236V179H247L248 181V177H245V175L247 174V176H249L250 178V183H248V185H251L254 181H256L257 179V175H260V179L259 181H263L264 180V152H263V148H261V144L258 142V141H255L254 140V137H248L247 136V139L246 140H241V142L244 144L243 146V150H235L236 152H228L227 150L224 149V146H226L225 144H230L231 142H234L235 140H240L242 139L243 137H246V136H241V137H237L238 135L237 134H233V135H230V136H227L225 137V139H223L222 141H220V139H218L219 141H217L216 143H214L216 140L215 138H212V141L214 143L211 144L213 147L212 149L210 148L211 151H208V153H206V155H203L204 157L202 158L201 156V160H198L196 159L197 156H199L200 158V155H201V152L203 151H199V146L202 144H205L203 143L204 140H205V137L206 136H209L211 135V133H213V135L215 134V130H217L218 127L222 126L224 127V125H228L229 124V119H225L226 115L224 116V118L222 117H218L216 116ZM242 117V116H241ZM21 118V117H20ZM34 116L31 118V120H33V122L36 120L33 119ZM48 118V117H47ZM82 119V117H80ZM89 118V119H90ZM178 118H179V115H178ZM182 118V117H180ZM203 118V117H202ZM205 118V117H204ZM246 118V117H244ZM251 118V116H250ZM8 119V118H7ZM12 119V118H11ZM38 119V118H37ZM87 119V118H86ZM85 119V120H86ZM184 119V118H183ZM188 119V118H187ZM4 120V119H3ZM20 120V119H19ZM102 121H104L102 118H101ZM186 120V119H185ZM200 120V119H199ZM47 121V120H46ZM58 121V120H57ZM88 121V119H87ZM91 121V120H90ZM202 121V122H203ZM233 121V120H231ZM238 121V120H237ZM255 121V120H254ZM259 121V122H260ZM15 122V121H14ZM61 122V121H60ZM68 122V121H67ZM66 122V123H67ZM98 122H99V119H98ZM101 122V121H100ZM235 122V120H234ZM241 122V121H239ZM238 122V123H239ZM250 122V121H249ZM1 123V122H0ZM2 123H5L4 121ZM69 123V122H68ZM67 123V124H68ZM97 123V122H96ZM105 123V122H104ZM7 124V123H6ZM51 124V123H50ZM99 124V123H98ZM191 124V122H190ZM198 124V123H197ZM253 124V123H252ZM1 125V124H0ZM4 125V124H3ZM58 125V124H56ZM63 125V124H62ZM106 125V124H105ZM195 124H193L192 126H194ZM243 125V124H242ZM11 126V124H10ZM39 126V125H38ZM61 126V125H60ZM64 126V125H63ZM68 126V125H67ZM109 126V125H108ZM114 126V127H115ZM198 126V125H197ZM1 128L2 125L0 126ZM70 127H71V124H70ZM112 127V125H111ZM196 127V126H195ZM243 127V126H242ZM261 127V126H260ZM264 127V126H263ZM262 127V128H263ZM21 128V127H20ZM54 128V127H53ZM52 128V129H53ZM57 129V127H55ZM197 128V127H196ZM229 128V127H227ZM240 128V127H239ZM16 129V128H15ZM63 129H65L63 127ZM67 129V128H66ZM70 129V128H69ZM225 129V128H224ZM230 129V128H229ZM233 129V128H232ZM242 129V128H241ZM264 129V128H263ZM35 130V129H34ZM82 130V129H81ZM87 130V129H86ZM114 130V129H113ZM196 130V129H195ZM251 130V129H250ZM51 131V130H50ZM65 131V130H64ZM67 131V130H66ZM80 131V130H79ZM78 131V132H79ZM98 131V130H97ZM97 131H94V133H96ZM118 131V130H116ZM0 132H1V129H0ZM77 132V133H78ZM81 132V131H80ZM85 132V131H82V133ZM89 132V131H88ZM99 132V131H98ZM108 132V131H107ZM106 132V133H107ZM223 132V131H222ZM230 132V130H229ZM234 132V130H233ZM241 132V131H240ZM66 133V132H65ZM71 133V132H69ZM87 133V132H85ZM83 133V136H85ZM92 133V132H90ZM100 133V132H99ZM98 133V135H99ZM218 133V132H217ZM220 133V131H219ZM244 133V132H243ZM248 133V132H247ZM245 133V134H247ZM1 134V133H0ZM59 135V132L56 133V135ZM61 134V133H60ZM97 134V133H96ZM104 134V133H102ZM119 134V133H118ZM229 134V133H228ZM241 134V133H239ZM14 135V134H13ZM57 135V136H58ZM80 135V133H79ZM107 135V134H106ZM194 135V134H193ZM218 134H216L215 136H217ZM252 135V134H251ZM249 134V136H251ZM3 136V135H2ZM55 136V135H54ZM55 136V138L57 137ZM93 136V133L92 135ZM104 136V135H102ZM101 136V137H102ZM116 136V135H115ZM212 136V135H211ZM214 136V137H215ZM219 136V135H218ZM222 136V134H221ZM220 136V137H221ZM254 136V135H253ZM257 136V135H256ZM77 137V136H76ZM82 137V136H81ZM95 137V135H94ZM98 137V136H97ZM99 136V139L101 138ZM107 137V136H106ZM110 138V136H108ZM119 137V136H117ZM194 138V136H192ZM192 137H189V138H192ZM197 137V136H196ZM16 138V137H15ZM87 138V137H84V139ZM88 138L90 139V135L88 134ZM103 138V137H102ZM113 137H111V140H115V139H112ZM120 138V137H119ZM217 138V137H216ZM219 138V137H218ZM264 138V137H263ZM20 139V138H19ZM25 139V138H24ZM78 139V138H76ZM82 139V138H81ZM98 138H96L97 140ZM104 139H105V136H104ZM208 139V138H207ZM211 139V138H209ZM245 139V138H244ZM262 139V138H260ZM59 140V139H58ZM72 140V139H71ZM74 140V139H73ZM92 140H93V137H92ZM91 140V141H92ZM110 140V141H111ZM119 141V139H116ZM124 140V139H123ZM263 140V139H262ZM1 141V140H0ZM80 141V140H78ZM83 141V140H82ZM95 140H93L92 142H94ZM100 141V140H99ZM107 139L105 140V143ZM207 140H205L206 142ZM19 142V141H17ZM22 142V141H21ZM51 142V141H50ZM87 143V141H85ZM96 142V141H95ZM94 142V143H95ZM115 142V141H114ZM58 143V142H57ZM69 143V142H68ZM81 143H84V142H81ZM85 143V144H86ZM98 143V142H96ZM110 143V142H109ZM113 143V142H112ZM121 143V142H120ZM136 143V145H138ZM139 143V145H140ZM187 143V142H186ZM207 143V142H206ZM239 143V142H237ZM241 143V144H242ZM53 144V143H52ZM108 144V143H107ZM106 144V145H107ZM115 144V143H114ZM144 144V145H143ZM184 144V142H183ZM240 144V145H241ZM12 145V144H11ZM18 145V144H17ZM71 145V144H70ZM89 145V144H88ZM105 145V146H106ZM111 145V144H110ZM110 145H107L109 147H111ZM117 145V144H116ZM124 145H126V143H124ZM123 145V147H124ZM128 145V144H127ZM126 145V146H127ZM132 144H130L131 146ZM236 145V144H235ZM256 146V147H253V146ZM74 146V145H73ZM81 146V144H80ZM91 146V145H89ZM119 146V144L117 145ZM126 147V155H127V159L130 157L128 155H131L133 156V159L132 160H135L134 158L137 156H134V153L137 152L138 153V149L136 147ZM139 146V147H141ZM238 146V145H237ZM43 147V146H42ZM66 147H68L66 145ZM76 147V146H74ZM121 147V145H120ZM121 147V148H123ZM145 147V146H144ZM236 147V146H235ZM234 147V148H235ZM239 147V146H238ZM263 147V146H262ZM63 148V147H62ZM70 148V147H68ZM77 148V147H76ZM134 148H136L134 150ZM209 148V147H208ZM232 148H233V145H232ZM241 148V147H240ZM41 149V148H40ZM56 149V148H55ZM89 149V148H88ZM112 149V148H111ZM125 149V148H123ZM150 149V150H151ZM207 149V148H205ZM114 150V149H113ZM175 150V151H174ZM122 151V150H121ZM206 150H204V153H205ZM115 152H118V151H115ZM140 152V151H139ZM156 152V151H155ZM154 152V153H155ZM125 154V152H123ZM122 153V154H123ZM159 153V152H157ZM200 153V154H199ZM38 154V153H37ZM121 154V153H120ZM139 155V154H138ZM156 155V154H154ZM215 155H218L220 157V160L223 162H221V164H216L215 162V158L214 156ZM263 155V159L260 160V161H255L256 158H258L259 156H262ZM121 156V155H120ZM120 156H119V159H120ZM141 156V154H140ZM144 156V155H143ZM167 156V155H166ZM109 157V156H108ZM124 157V156H123ZM182 157V156H181ZM104 158V157H103ZM125 158V157H124ZM132 158V157H131ZM147 158V157H146ZM155 158V159H156ZM179 158V159H178ZM117 160V158H115ZM159 159V158H158ZM217 159V158H216ZM243 159V160H242ZM111 160V159H110ZM152 160V159H150ZM1 161V160H0ZM119 161V160H118ZM122 161V160H121ZM129 161H131L129 159ZM129 161L127 160V162L129 163ZM215 161V162H214ZM252 161V162H251ZM114 162V161H113ZM116 162V161H115ZM120 162V161H119ZM123 162V163H124ZM185 162V160L183 161ZM187 163V162H186ZM56 164V163H54ZM245 166V167H244ZM0 167H1V164H0ZM49 167V166H48ZM115 167V166H114ZM156 167L159 168V171H157V175L156 176H153L152 178L149 176V179H143L140 181L139 179V176L140 174L144 171V174H145V170H149L152 171L156 169ZM188 167L189 171L186 169ZM244 167V168H243ZM111 168V167H110ZM183 168H185L187 171H188V175L185 174V171L183 170ZM247 168V169H246ZM46 170V169H45ZM6 171V170H5ZM43 171V170H42ZM115 171H118V170H115ZM148 171V172H149ZM44 172V171H43ZM124 172V173H125ZM9 173V172H6V174ZM18 173V171H17ZM30 173V172H29ZM25 175L23 176L22 178L23 179H20L21 177H15V175L13 176H10V178H4L5 181H3V178H2V183L0 185V192H2L4 195H10V192H11V188L12 190H20V193L18 195H25L26 197L32 192V194H37L35 197L38 198V195H40L42 193V195L46 192V194H48V196L50 195V199L51 198H54V200H57V199H64V200H72L73 202H77V200L81 199V196L82 194H84L86 191L85 188H89L90 186L88 184L84 185V184H73V183H70V181L68 182H60L59 184L56 183V185L53 184V186H50L48 184V187H40L38 186V180L34 179V175ZM32 173V172H31ZM122 173V172H121ZM153 173V172H152ZM151 173V174H152ZM156 173V172H155ZM187 173V172H186ZM117 174V172H116ZM219 174V175H218ZM10 175V174H9ZM22 175V174H21ZM122 175V174H121ZM120 175V176H121ZM125 175V174H124ZM154 175V174H153ZM37 176V175H36ZM145 176V175H144ZM148 176V175H147ZM146 176V178H148ZM38 177V176H37ZM47 177V176H46ZM125 177V176H124ZM126 177V178H127ZM207 177V178H209ZM218 177H221V178H218ZM259 177V176H258ZM118 178V177H117ZM122 178V177H121ZM216 178V179H215ZM40 179V177H39ZM49 179V178H48ZM120 179V177H119ZM168 179L169 182H163L164 180ZM256 179V180H255ZM45 180V178H44ZM52 180V179H51ZM127 180V181H128ZM193 180V179H192ZM92 181V179L90 180ZM121 181V180H120ZM258 181V182H259ZM43 182V181H42ZM45 182V181H44ZM52 182V181H51ZM50 182V183H51ZM57 182V181H55ZM53 182V183H55ZM73 182V181H71ZM85 182V181H83ZM89 182V181H87ZM39 183L40 180H39ZM46 183V182H45ZM122 183V182H121ZM129 183V182H128ZM136 183V184H135ZM196 183V184H197ZM91 184V183H90ZM44 185V183L41 184V186ZM46 185V184H45ZM121 185V184H120ZM123 185V184H122ZM125 185V184H124ZM189 186V184H187ZM199 185V186H200ZM47 186V185H46ZM95 186L93 185V188ZM214 186L210 187L211 188V191H210V194H212V201L206 206V210L203 212V213H199V217H198V221L197 223H193V227L194 229H197L198 231L199 230H204L205 231V226L203 227L204 224L206 225H210V227H212V225L214 226L217 222L215 220H221L223 218H225L223 215H221L220 213V210L221 209H225L226 207L229 208V206L231 205L230 203L228 204V200L227 199H224V197L219 194L218 192L216 191H213V188ZM14 188V189H13ZM46 188V189H44ZM90 189V188H89ZM150 189H153V192L150 191ZM44 190H46L45 192H43ZM93 189H90V191H92ZM89 191V190H88ZM213 191V192H212ZM30 192V193H29ZM212 192V193H211ZM16 193V192H15ZM114 193V194H115ZM34 196V195H33ZM84 196V195H83ZM88 196V195H87ZM116 196V195H115ZM32 197V196H31ZM40 197V196H39ZM47 197V196H46ZM1 198H3L1 196ZM7 198V197H6ZM5 198V199H6ZM9 198V197H8ZM7 198V199H8ZM15 198V197H14ZM29 198V197H28ZM49 198V197H48ZM47 198V199H48ZM10 199V198H9ZM23 199V198H22ZM26 199V198H25ZM35 199V198H34ZM40 199V198H39ZM42 199V197H41ZM248 199V198H247ZM28 200V199H27ZM6 201V200H5ZM23 201V200H22ZM30 202V200H28ZM80 201V200H79ZM232 201V200H230ZM26 202V201H25ZM24 202V203H25ZM33 202V201H32ZM37 202V201H34V203ZM41 202V201H40ZM43 202V201H42ZM46 202V201H45ZM50 202V201H49ZM55 202V201H54ZM53 202V203H54ZM233 202V201H232ZM235 202V201H234ZM5 203V202H4ZM28 203V202H26ZM52 203V202H51ZM50 203V205H51ZM8 204V203H7ZM21 204V202H20ZM39 206L40 203L38 202ZM37 204V205H38ZM30 205V204H29ZM35 205V204H34ZM80 205V204H79ZM3 206V204H2ZM32 206V204H31ZM30 206V207H31ZM43 206V205H42ZM41 206V207H42ZM47 206V205H46ZM46 206H43L44 208ZM52 206V205H51ZM1 207V206H0ZM28 207V206H27ZM34 207V206H33ZM31 207V209L33 208ZM42 207V208H43ZM49 207V206H48ZM47 207V208H48ZM59 207V206H58ZM79 207V206H78ZM105 207V206H104ZM52 208V207H51ZM175 208V213L172 212V210ZM247 208V205L246 207H241L239 205H237L236 203H234V207H232L230 209V212L232 211L233 214L231 215H234L235 217H241V220H240V223H243L244 225L249 221V219L243 217V213L246 212V209ZM35 210V208H34ZM50 210V209H49ZM54 210V208H53ZM32 211V210H30ZM36 212V211H35ZM41 212V211H40ZM40 212H36V213H40ZM51 212V210H50ZM53 212V211H52ZM51 212V213H52ZM229 212V211H228ZM59 213V212H58ZM45 216V215H44ZM49 216V215H48ZM223 216V217H222ZM59 217V216H58ZM65 219V218H64ZM58 221V220H57ZM65 221V220H64ZM71 220L67 218V223L70 224ZM223 221V220H222ZM66 222V221H65ZM70 222V223H69ZM216 222V223H215ZM221 226V225H220ZM192 227V225L190 226ZM207 227V226H206ZM71 230V229H70ZM69 231V230H68ZM60 232L59 234H56L55 236V240L57 238V240H59V243L61 244V248L63 247L64 249H66L69 252H72L73 255H75L76 257H86L87 260L89 261H94L95 260V256H94V253L91 251L90 248L82 245V244H79L77 247H75L73 245V243L70 241L71 238H74V235L72 234V232H69L67 238H60L61 236ZM65 236V234H64ZM63 237V236H62ZM55 243V242H54ZM58 245V244H57ZM60 246V245H59ZM63 249V250H64ZM112 250V251H111ZM70 254V253H69ZM193 254V256H192ZM4 257V256H3ZM116 257H119L118 259H115ZM114 261V262H113ZM106 262V261H105ZM108 263V261H107Z\"/></svg>","mask_w":264,"mask_h":264}]
</instances>
